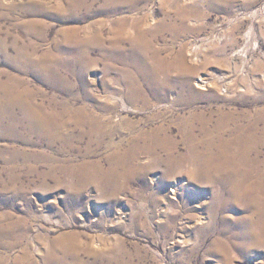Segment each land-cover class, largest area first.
Segmentation results:
<instances>
[{
  "label": "rangeland",
  "instance_id": "rangeland-1",
  "mask_svg": "<svg viewBox=\"0 0 264 264\" xmlns=\"http://www.w3.org/2000/svg\"><path fill=\"white\" fill-rule=\"evenodd\" d=\"M70 1H73L72 5L86 4L94 9L106 2L0 0V38L5 39L6 44L13 45L15 40L20 45L32 41L38 49L32 58L38 59L46 51L58 57L54 64L57 76H48L41 71L42 76L38 78L32 71L16 69L9 63L12 60H7L0 53V81L7 80L16 86L11 77H20L35 88L39 101L48 95L58 101L71 97L76 106L94 108L97 114L110 117V132L106 135L100 133L105 137L101 144L91 141L99 138L100 134L96 138L74 133L70 140L60 138L52 145L38 141L29 146L21 139H13L8 130H0V223L10 222L14 229L27 232L23 244H29V253L35 258L45 254L48 243L58 234L75 233L81 236L72 240L84 241L88 250L102 255L105 252L93 246L94 240L111 244L113 248L115 246L112 257L118 258L119 264H264V248L248 253L245 258L229 248L227 262L219 255L208 253L212 239L210 235L201 237L200 233L207 231L213 234L215 231L197 232L196 220L204 215L201 205L209 204L212 199L206 191L196 192L191 203L196 209L188 220V217H182V204L186 201L176 186V182L205 179L203 170L196 172V168L190 165L193 162L190 158L193 152L191 145H195V151L200 153L201 143L216 135L200 134L202 123L211 128L221 111L230 112L231 117H238L239 120L236 123L229 120L224 128L229 130L264 116V0H138L132 11L120 9L114 15L144 14L143 39L149 48L136 55L130 54L127 49L109 50L108 53L105 47L110 46V42L103 33L100 37L103 41L98 42L97 32L104 31L111 24V19L116 18L112 14L97 15L95 19L82 18L79 23L66 24L53 20L45 13L36 17L28 15L30 9L39 4L52 9L57 4ZM75 1L83 2L77 4ZM32 18L45 25L42 38L29 31L28 23ZM101 18L105 19L104 24ZM68 26L79 27L77 38L72 39L65 33ZM88 28L92 32H87ZM133 33L131 30L127 36ZM85 36L92 38L87 50L88 61L84 63L80 53L68 51L66 44L70 40L83 41L81 39ZM9 51L11 57L14 52ZM13 60V64L17 62L16 57ZM125 70L133 71L140 92L136 101L130 103L125 101L123 93L131 82ZM80 74L83 84L78 80ZM151 78H156V82L165 88L166 96L162 100L153 95V88L158 84H154ZM199 79H202L203 85L196 84ZM143 96L148 99L147 102L142 100ZM107 103L119 105L111 111H104L101 105ZM197 116L204 118L198 121L195 120ZM192 124L196 126L195 141L189 139ZM155 127H161L166 132L165 148L158 150V157L139 153L134 165L128 168L130 173L123 174L118 159L122 153L119 151L127 147L135 132ZM61 132L64 136L67 133L66 129ZM34 139L41 140L35 136ZM58 140L65 145H60ZM17 149L28 151L35 157L10 160L12 151ZM181 156L184 162H180ZM140 165L147 167L144 172H141ZM89 169L104 172L103 178L83 180L77 177ZM9 176L18 179H9ZM189 187L190 192L197 190L193 185ZM175 210L179 213L176 214L177 221L160 231L159 226L167 223ZM227 214L230 218L234 217L232 213ZM217 222L220 225V217ZM214 227L216 229V224ZM43 235L49 241L41 239ZM178 236L181 241H187H175ZM23 244L0 247V256L5 259L3 264H12L13 257L20 254ZM85 257L92 264H98L92 257Z\"/></svg>",
  "mask_w": 264,
  "mask_h": 264
},
{
  "label": "bare ground",
  "instance_id": "bare-ground-1",
  "mask_svg": "<svg viewBox=\"0 0 264 264\" xmlns=\"http://www.w3.org/2000/svg\"><path fill=\"white\" fill-rule=\"evenodd\" d=\"M105 1L106 2L102 7H98L96 9L87 6L86 4H82L80 6L72 5L73 1L67 2L66 4H64V2L63 4H57V6L52 9H46L43 6H46L48 8L47 5L42 6L39 4L38 7L30 9L28 15L30 17H36L38 15H41L42 13L44 15L45 13L46 15L51 16L53 20L56 19L57 21L62 22L64 24L69 22L79 23V20H81L82 18H97L100 15L105 16L106 14H112L114 16L120 9H125L126 11L130 12L138 5V0ZM82 2L83 1H77L76 3L78 4ZM84 10L85 12L83 13ZM139 15H120V17L114 16L116 18L111 19V21H113L104 31L97 32V37L99 38L98 42L100 41L101 43V41H103V38H100L103 33L108 36L107 39L108 42H110V46L105 47L106 50H108V53L109 50L121 51L122 49H127L130 54L147 51L149 46L144 42V30L142 27V24L145 21V16L144 14H141V16ZM101 22L102 24H104L105 19H102ZM28 25L30 32L34 33L38 38L43 37L42 32L46 28L44 27L45 25H41L39 21L35 18H32ZM34 28L36 29L34 30ZM131 30L134 31L133 35L127 36V34L131 33ZM64 31L69 37H72V39L73 37L77 38L75 36H77L79 32V27L71 26V28L65 29ZM90 31L91 29L88 28L87 32ZM87 38L88 37L84 38L85 40L81 39L83 41L72 40L73 42H71L70 40V43L66 44V49H68V51H76L80 53L81 57L84 58L83 60L81 59V61L84 63L88 61L87 50L89 48V39H91L92 36L91 38ZM150 38L148 40H150ZM124 41H127V43H125ZM105 46H107V44ZM9 50H12L14 52L12 53V55H14H11L12 58L8 55ZM37 50L35 49V44H33L32 41L26 43L22 42V45H20L17 40H15L13 45L11 44L9 46L8 44H6L5 39L0 38V53H2V55L5 56L7 60H12V62L14 61V57H16V63L13 64L12 62H9L11 63V65L15 66L16 69L22 70L24 72L32 71L34 74L37 75L38 78L42 76L40 74L43 71L46 72L48 76L49 74L57 76V67H55L54 64L57 63L55 60H57L58 57L53 54V52L46 51L42 55H40V53V57L38 59H34L32 58V54L36 53ZM115 56H117V54ZM60 57L62 58V55ZM65 65L67 64L65 63ZM128 65L129 64H127V66ZM125 72L128 76L129 81L131 82L129 83L127 91L123 93L126 98L125 101L127 100L130 103V101H136V97L139 95L140 92L136 85L135 76L132 73L133 71L128 72L125 70ZM14 76H12L11 78L17 84L16 86L10 84V82H7V80L0 81V130H8L13 139H21L25 145L29 146L35 145V143H38V141H43L47 144L52 145L56 142L57 139L60 138L63 141L68 139L70 140L71 137H73L74 133L81 137H84L85 134H87L89 137H93L100 133L106 135L108 132H110L108 131L112 124V119L110 117H104L97 114L95 111H93L94 108L88 109L83 105L76 106L77 104H73L71 102V97H66V99L58 101V99L56 100V98L52 95V97H50L49 95V97L45 95L46 97L39 101L35 96V88H32L29 83H26L20 77ZM78 80L81 84L84 83L81 74L78 76ZM151 80L154 81V84H158L156 82V78H151ZM198 82L199 83H196L197 85H203L202 79H199ZM68 93L69 92H67V94ZM153 95L161 100L164 98V96H166L165 88L162 84H158L153 88ZM142 100L144 102H147L148 99L143 96ZM117 104L118 103H107L101 105V107L102 109L104 108V111H111L112 109H115L117 107ZM229 114L230 112L227 113L225 111H221L219 117L215 120L213 127L211 128L203 123L201 124V127H199L200 134H202L203 136H208L216 133V135L204 140L201 143L202 145L200 146V153L195 151V145H191V149L193 150V152L190 154V158L193 159V162H191L190 165L192 168H196V172L200 169L203 170L205 179L188 180L187 182L180 183L176 182L177 189L181 190L180 194H183L182 197L186 201V204H182L184 208L182 217H188V220L189 218H192L193 210L196 209L191 206V203L196 197V192L206 191L209 194V198L212 199L210 203L212 204L209 203L207 205H201L200 209H202L204 215H201V217L197 218L196 226L198 227L196 231H215L213 234H208L207 231H204V233H200V235L201 237H204L205 235H210V240L212 239L211 248L207 252L212 255H219L221 259L226 262L229 260V255L228 257L226 256V253L229 248H232L233 250L237 251L244 258L248 255V253L254 250H261V248H264V154H262V150H264V116H261V118H259L258 120H254L255 118H253L252 120L247 121L244 124L237 125L235 128L224 130V128L228 126L226 125V123L229 120H233L234 123L239 120L238 117H231ZM200 116H197L195 120L199 121L204 118ZM195 127L192 124V128L194 130L192 129L189 134V139L193 141H195L197 138V134H195L194 132ZM63 129H66L67 132L65 133V136L61 132V130ZM148 130L149 131L135 132V134H133V139L131 140V142H129V144H127V147L122 149V151H119V153H122L118 159L120 160V164L122 166V169L124 170L123 174L130 173V170L128 168L130 167V165H134V161L139 155V153L147 154L151 157H158V155H156L158 153V150L165 148V130L161 127H155L153 129ZM227 131L230 132L225 135ZM103 134H100L101 136L99 138H97L96 136L97 139L91 141L101 144L103 138H105ZM34 136L41 140L34 139ZM63 143L64 142L61 143L60 141L59 144L63 145ZM81 143L83 142L81 141ZM32 157L34 158L35 155L29 153L28 151L17 149L15 151H12L10 160H27ZM111 159H113V157ZM115 161H117V159ZM184 161L185 160L181 156L180 162ZM140 166L141 172H144L147 168L143 165ZM90 169L89 171L83 172L80 175L78 174L77 177L80 176L83 180H100L103 178L104 172H95V168L93 169L94 171H91ZM165 176L166 174H164V177ZM111 177L112 176H110V178ZM10 178L15 179L17 177L9 176V179ZM118 179H120V176ZM80 184L81 183H79L78 185ZM189 185L195 186L197 190H195V192H190L191 187H189ZM76 195L72 198L76 197ZM170 206L174 207L173 204H170ZM227 213H232L233 215H231L234 217L231 216L232 218H230ZM176 214H179L177 210L172 212V215L168 217V222L160 225L159 230L163 231L168 228L169 223L176 222ZM219 217L220 225H218L217 222V218ZM140 219L141 218H139V220ZM188 220H185V222H187ZM9 223H0L1 248L10 247L15 244H23V240L25 239L27 233L23 229L20 231L17 230L18 228L14 229V227ZM215 224L216 229L214 227ZM183 229L185 230L184 227ZM76 236L81 235L75 233H68L62 235L58 234L56 238L52 239L48 243L49 246L45 254L41 257H37L38 260L29 253V244H23V246L21 247L22 249L20 250V254L15 255L13 257L12 264H92V261H87L85 256L92 257L94 261L98 264H119L118 258L112 257V255L114 254L113 250L116 248L115 246L113 248L111 244H102L100 241L94 240L93 246L97 249H102L105 252V255H102L97 252L88 250L86 248V242L81 240H72ZM41 239H45L46 241L48 238L46 237V235H43L41 236ZM180 239L182 238L178 236L175 241L181 243L186 240L183 239V241H181ZM47 241H49V239ZM224 247H226V250L224 249ZM26 252L28 253V256H26ZM82 254L85 256H82ZM4 262L5 259L0 256V264H3Z\"/></svg>",
  "mask_w": 264,
  "mask_h": 264
}]
</instances>
